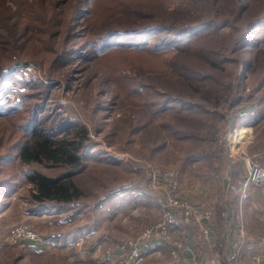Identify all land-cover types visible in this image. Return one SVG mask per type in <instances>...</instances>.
<instances>
[{"label": "rangeland", "instance_id": "374dc122", "mask_svg": "<svg viewBox=\"0 0 264 264\" xmlns=\"http://www.w3.org/2000/svg\"><path fill=\"white\" fill-rule=\"evenodd\" d=\"M1 1L0 60L8 75L0 81V264H110L117 244L166 220L159 198L173 184L182 204L211 218L187 223L181 208L169 207L185 228L180 236L173 226L171 234L188 249V230L206 237L201 226L211 227V201L226 197L239 180L222 184L232 160L241 177L248 161L264 166V122L245 124L250 128L236 140L242 121L264 117V0H151L145 9L121 6L112 18L109 0L96 1L108 28L163 24L182 31L185 39L171 46L176 50L160 46L156 53L129 49L117 36L89 48L90 15L74 20L76 36L60 52L76 7L66 8L75 0ZM54 10L64 19L52 27L46 20ZM208 22L214 24L205 28ZM150 36L169 43L166 31ZM154 105L166 108L164 116L155 115ZM37 122L53 139H72L76 125L86 130L82 167L73 175L83 195L73 209L41 202L26 177L33 169L61 176L70 164L22 161V147L10 153L29 140ZM157 167L169 175L148 188ZM196 185L205 190L203 201L194 196ZM26 230L39 238L27 239ZM157 241L148 264H178L169 245ZM155 245L162 252L152 253ZM216 257L209 264L225 262Z\"/></svg>", "mask_w": 264, "mask_h": 264}, {"label": "trees", "instance_id": "16d2710c", "mask_svg": "<svg viewBox=\"0 0 264 264\" xmlns=\"http://www.w3.org/2000/svg\"><path fill=\"white\" fill-rule=\"evenodd\" d=\"M96 1L97 0H75V5L71 4L70 7L66 8V12H68L72 7H76L74 14L69 17L70 21L68 25V32L60 52H65L69 43L73 41L74 36H76L73 32H71V30H73L72 26L74 20L79 17L87 19V15H90V20L86 23L85 27L87 28L86 37L89 36V38H87L88 40H86L85 43L88 44L89 48L100 47L101 44L104 45V43L110 39L108 37L117 36L124 38L125 40L122 42L123 45L129 46V49L134 51H151L156 53L161 46L164 51L170 52L176 50L171 47L173 43L185 39V36H179L182 31H179L178 28L175 29L173 26H166L163 24L142 25L136 28L127 27L124 30L108 28L112 25V23L109 18L102 17L99 10L95 8L94 5ZM150 2L151 0H109L106 7L111 9L113 12L111 16L112 18L123 8L127 10H133V7L145 9ZM121 6H123V8ZM117 7L121 8L116 11ZM0 8H6L2 1L0 2ZM146 14L147 13L143 11L140 15ZM61 15L62 14L59 10H54L52 16L46 20L49 26L54 27L56 23H62V19H64V17ZM213 24V22H208L205 28H210ZM186 30L188 29L183 31ZM161 31L167 32L169 37V39H167L169 43L164 44L163 42H159V40H152L153 36L150 35ZM0 59L5 60L4 56ZM2 60H0V81L4 80V78L8 75L6 66L2 67L4 62ZM19 67H21V64ZM8 69H10V67H8ZM11 69L13 70L12 66ZM153 109L155 115L158 117L164 116L167 111L166 108H163V106L158 108L154 105ZM261 116L263 117V114L256 118L254 117L255 121L259 120ZM39 126L40 124L38 122L34 124L32 126V132H30V136L28 138L29 140L23 142L21 146H14L13 152L10 153L12 155L14 151L16 152L17 148L22 147L19 152V158L22 161H43L47 159L56 162L64 161L70 164L73 169H77H69L65 174L56 177L49 176L39 169H33L26 174L27 179L33 182L36 187L35 195L41 202L47 201L45 204L52 209H73L76 207L77 201L81 199L83 195V191L75 182L73 175L78 173L80 171V167H82L79 153L84 146L83 141L87 136L86 130L83 127L76 125L73 133L74 137L72 139H53ZM78 137H80L79 140L77 139Z\"/></svg>", "mask_w": 264, "mask_h": 264}, {"label": "crops", "instance_id": "0c3cea01", "mask_svg": "<svg viewBox=\"0 0 264 264\" xmlns=\"http://www.w3.org/2000/svg\"><path fill=\"white\" fill-rule=\"evenodd\" d=\"M262 122H264V117H261L257 121H247L245 119L242 121L241 126L245 124L254 126ZM247 125L241 127L239 130L249 129L250 126ZM232 161V168L229 169L230 172L222 179L223 186L225 185L224 183L227 185L229 182L232 183L234 179H239L242 176L243 170L240 171L238 168H235V160ZM214 174L217 175L218 172L215 171ZM194 193V196L198 198L197 200L202 198L201 201H203L204 197H206L205 190L201 186L196 185ZM225 196L211 201L215 207V216L206 237H203L199 230H188L186 238L189 249L186 251L185 256L177 261L178 264H209L208 258L211 256L221 257V259L226 260L233 251L235 241H242L243 244L240 257L242 264H264V185L252 186L250 197L246 200L241 198L239 192H233L231 189L230 192L228 190V193H225ZM224 202L228 203L227 213L224 215L226 217L221 213ZM175 226L177 235L181 236V234H184L185 228L182 225L176 224ZM241 231H244L243 235H241ZM157 242L163 244L164 241L158 239ZM123 245L124 243L122 245L117 244L115 252H119ZM160 250L155 245L152 253L162 252ZM256 255L259 257L256 258ZM168 256L169 258L171 257L170 255Z\"/></svg>", "mask_w": 264, "mask_h": 264}, {"label": "built area", "instance_id": "2783aa9c", "mask_svg": "<svg viewBox=\"0 0 264 264\" xmlns=\"http://www.w3.org/2000/svg\"><path fill=\"white\" fill-rule=\"evenodd\" d=\"M249 168L248 172L245 174V177L239 178L235 185L230 186L231 191H237L240 193L243 200L249 199L250 189L252 186L264 184V166L260 163H254L248 161ZM169 175V172L164 170L162 167L153 168L152 172L148 176L147 187L151 189H156L159 181H164V176ZM178 191L176 190L175 185L173 184L170 187L169 191L165 198H159L162 209L166 214V220L154 223L150 227L146 228L140 238L138 239H129L124 243L121 250L115 253V256L111 259V263L114 264H148L149 256L148 251L149 246L158 239H162L166 242L170 248V254L173 258L178 260L182 259L185 256L188 246L185 239H175L171 234L170 230L177 223L175 218V212H173L169 207H179L183 210L184 216H186L187 223H200L204 222L207 219H210V213H203L190 205H184L180 202V196L177 195ZM167 207L169 209H167ZM225 214L227 213L228 205L224 206ZM175 215V216H174ZM206 224V223H205ZM201 230L204 233H209L210 226L204 227L201 226ZM27 239H38L39 235L37 232L26 230L22 232ZM244 234V231H241V235ZM242 241H235L233 244V251L226 258L225 262L220 259H212L211 264H242L240 261L241 251H242ZM148 249V250H147ZM217 258V257H216ZM110 263V264H111ZM151 264H158L153 261Z\"/></svg>", "mask_w": 264, "mask_h": 264}, {"label": "bare ground", "instance_id": "6f19581e", "mask_svg": "<svg viewBox=\"0 0 264 264\" xmlns=\"http://www.w3.org/2000/svg\"><path fill=\"white\" fill-rule=\"evenodd\" d=\"M247 131V129H243V130H238L236 133V140H242L243 136L245 135V132Z\"/></svg>", "mask_w": 264, "mask_h": 264}]
</instances>
